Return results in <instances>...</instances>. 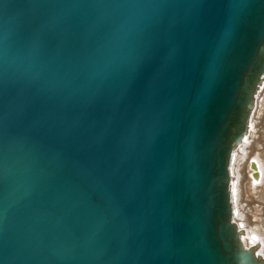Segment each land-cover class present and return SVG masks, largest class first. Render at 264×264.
<instances>
[{
  "label": "water",
  "instance_id": "obj_1",
  "mask_svg": "<svg viewBox=\"0 0 264 264\" xmlns=\"http://www.w3.org/2000/svg\"><path fill=\"white\" fill-rule=\"evenodd\" d=\"M263 75L264 0H0V264H264L230 189Z\"/></svg>",
  "mask_w": 264,
  "mask_h": 264
},
{
  "label": "bare ground",
  "instance_id": "obj_2",
  "mask_svg": "<svg viewBox=\"0 0 264 264\" xmlns=\"http://www.w3.org/2000/svg\"><path fill=\"white\" fill-rule=\"evenodd\" d=\"M263 83H264V75L261 79V82L259 83L258 90L256 91V94H255V104H254V108L250 115L248 130L246 134L244 135L242 142L238 144L236 148H234L233 154H232V160L230 163V171H231L230 189H231V194H232L234 219L236 220V222L238 221V219H236V215L238 216L239 209H240L239 206L240 207L243 206L242 203L244 202V199L247 200L248 197H251L250 193L252 192V189L254 191H257L258 188H261L264 186V159L261 158L259 154H255L254 156L250 155L248 159H245V149L242 147V144L248 138L252 130V119H253L255 110H257L256 106L258 107L259 105L258 103H264V94L261 95V97L262 96L263 97L258 100V96L263 86ZM260 105L262 106V104ZM258 113H259V110H258ZM257 167L260 170L258 172L259 179L255 180L253 172L256 171L255 168ZM257 214L253 215L255 219L258 217L256 221L259 220V216H257ZM240 216H243V217H241L240 218L241 221L237 223L239 227L242 229L241 231L242 239L244 240L247 246L253 245L257 255L259 254L258 255L259 257L264 258V255H263L264 254V247H263L264 243L260 242V237L256 233H253V232H257L259 223L256 225L255 223L252 225H249L247 224V222H245L246 216L243 213H241Z\"/></svg>",
  "mask_w": 264,
  "mask_h": 264
},
{
  "label": "rangeland",
  "instance_id": "obj_3",
  "mask_svg": "<svg viewBox=\"0 0 264 264\" xmlns=\"http://www.w3.org/2000/svg\"><path fill=\"white\" fill-rule=\"evenodd\" d=\"M263 94H264V83L260 90L258 100L263 97V96L261 97V95ZM258 104L259 105L258 107L256 106L257 110H255L252 119V130L248 138L242 144V147L245 149V159H248L250 155L254 156L255 154H259V156L264 159V103H258ZM260 104H262L263 107ZM250 194L251 197H248L247 200L244 199V202L242 203L243 206L242 207L239 206L240 209L238 216L236 215V219H238L237 222H240L241 221L240 218L243 217L240 216V214L243 213L246 216L245 222H247V224L252 225L255 223L256 225L259 223L257 232H253V233H256L260 237V242L264 243V186L258 188L257 191H254L252 189V192ZM255 214L259 216V220L257 221L256 219L258 217L255 219V217L253 216ZM259 234H261L262 236Z\"/></svg>",
  "mask_w": 264,
  "mask_h": 264
},
{
  "label": "snow or ice",
  "instance_id": "obj_4",
  "mask_svg": "<svg viewBox=\"0 0 264 264\" xmlns=\"http://www.w3.org/2000/svg\"><path fill=\"white\" fill-rule=\"evenodd\" d=\"M259 255V254H258Z\"/></svg>",
  "mask_w": 264,
  "mask_h": 264
}]
</instances>
